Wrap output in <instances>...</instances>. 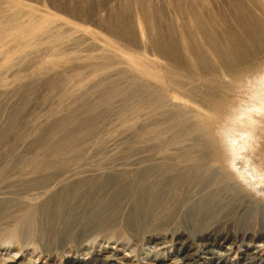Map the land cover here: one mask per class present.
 I'll return each instance as SVG.
<instances>
[{"label":"rangeland","instance_id":"rangeland-1","mask_svg":"<svg viewBox=\"0 0 264 264\" xmlns=\"http://www.w3.org/2000/svg\"><path fill=\"white\" fill-rule=\"evenodd\" d=\"M125 8L128 12L122 17ZM240 11L260 25L264 43V0H0V135L9 117L19 123L0 143V264H264V218L256 210L264 194L258 197L256 188L248 187L264 182L256 171H264V105L258 104L260 98L264 101V47L256 49V62L243 66H258L257 71L245 74L248 80L238 77L245 83H236L234 93L228 90L235 114L230 110L231 119L223 126L218 117L227 98L213 95L208 106L189 97L211 86L199 79L201 75L158 78L142 70L143 64L154 72L169 70L170 62L155 43L161 35L173 36L194 66L186 53L188 42L199 46L203 41L195 17L204 24H219L227 13L230 19H243ZM146 84L160 100L148 101ZM131 90L141 91L127 100ZM228 138L236 139L234 147ZM245 141L248 145L242 149ZM200 146L210 151V167L218 173V159L230 172L233 155L237 162L249 160L248 172L230 176L242 191H247L243 184L250 188L254 203L238 195L240 207L233 216L199 228L183 219L186 205L204 194L193 187L188 197H172L168 208L151 221L165 225L151 224L139 231L128 225V202L111 210L114 213L105 221L112 226L107 229L89 225L94 216L90 213L71 227L68 219L52 226L41 217L34 227L23 226L30 207L40 206L50 189L61 186L56 180L49 190L21 189L42 175L34 169L43 155L50 157L43 156L47 167L64 171L68 181L92 184L120 176L127 182L143 168L160 169L167 160L176 161L183 149ZM223 150H228V165L223 163ZM113 191L96 197L95 205ZM92 210L94 206L88 212Z\"/></svg>","mask_w":264,"mask_h":264},{"label":"bare ground","instance_id":"bare-ground-1","mask_svg":"<svg viewBox=\"0 0 264 264\" xmlns=\"http://www.w3.org/2000/svg\"><path fill=\"white\" fill-rule=\"evenodd\" d=\"M178 11L179 13H182V10H178ZM127 12L128 9L125 8L124 12H122L120 15L124 17L127 14ZM240 12L244 13L243 19H234V18L230 19L227 13L226 14L227 18L225 20H220L218 22L219 24H215V22L214 24L213 22L204 24L200 21L198 16L195 17V22L197 24L196 29L201 35L203 41L202 44H200L199 46H196L192 41L188 42L186 53L191 55L194 66L192 63L190 65L187 63L184 54L182 53L181 49L178 47L177 41L173 36L168 35V39H167L163 35H161L160 40H155V43L159 49V52L165 57L167 61L170 62L169 70L165 72H158V71L154 72L153 70L150 69L149 66L145 64L142 65L143 68L142 70L145 72L147 76L152 75L158 78H166V77L172 78L171 75H173V78H176L177 76L183 78L185 76L191 77V76L201 75L199 79L201 80L203 79L206 82V84L208 83L207 84L208 86L209 84H211V86L205 91L198 89L200 93L198 91L196 92L199 95H197L195 92L194 93L192 92V96L189 95V97L192 98L194 97L193 99L194 102L196 101L199 102L202 100L199 103L202 104L205 102L209 106L212 104L211 102L213 101L212 100L213 95L215 96L219 94L222 95L223 98H227L228 90L229 93L230 90L231 91L234 90L232 89V87L234 88L236 83H239L241 86L244 85L245 81H243L241 78L238 79V77L242 75L244 76V79H246L247 76L245 74L249 72H254V69L256 70L258 66L253 68L249 67L248 69H245L243 66L245 63L254 62L257 57L256 49L264 47V43L262 41L263 30L261 29L260 25H258L254 20V18L251 17L247 12L245 11H240ZM206 48L208 51H210V54H208ZM210 57H214V60L217 62L216 65L212 64ZM257 61H259L260 63V60ZM260 64H262V62ZM260 64H258L257 62V65ZM220 75L226 77L225 79L227 80H225V82L224 79L223 81L219 80L221 79ZM228 77H229V84H228ZM247 84L248 83H246V85ZM143 90H145L147 99L150 103H154L155 101L161 99L160 98L161 96H159L156 90L150 87L149 84H146V88ZM140 91L141 90L129 91L128 94L126 95V98H128L127 100L134 99L137 96V94L140 93ZM243 95H242L243 97L242 100L244 99ZM189 97L188 99L190 101L191 99ZM229 97L231 98V96ZM229 97L226 100H224V103L222 104V115L218 117L219 123L222 124V126L227 122V120L229 121V118L231 119V116L233 114H235L233 113L235 109L234 111L231 109L233 106H232V102H229L230 101ZM235 98L236 97H234V99ZM262 99L260 98L258 100L259 105H264V101ZM108 100L111 99L108 98ZM245 100L247 101L248 99ZM238 107L239 106H237V108ZM197 108H199V106ZM248 109H253V108L249 107ZM262 109H264V107H262ZM230 110L232 111L231 116L228 114ZM236 114H237V109H236ZM18 124L19 123L16 120L10 121V117H9L8 126L5 129L4 134L0 135V143L4 141L14 129H16ZM63 124L64 126L68 127L70 121L66 120L64 121ZM88 125L89 124H86L85 126L87 127ZM227 125L229 124L227 123ZM226 135L227 137L229 136L228 134ZM249 135L250 133L248 132L246 136L250 137ZM222 136L223 138H225L224 135ZM223 138H221L222 143L225 142V139ZM233 139L230 141V139L228 138L229 143H231V145L234 147L233 144L235 141H233ZM229 143L228 145H230ZM247 145L248 143L245 141V144L242 145L241 148L243 149L247 147ZM228 150H223L222 152V155H225L226 158L228 157ZM69 151L74 152L73 149ZM76 153L77 152L73 153V157L76 155ZM230 153L231 155L234 153L233 149L229 150V154ZM222 155L220 154L218 156L220 157ZM43 156L48 157V159L50 158L47 155H43ZM43 156L39 157L40 158L39 166L36 169H34L37 172H41L42 175L39 178L33 180L30 179L26 181V183L23 185L21 184L22 185L21 189L33 190V191L49 190L51 184L56 180H59L58 182L59 185L61 186H59L55 190L50 189L48 192L50 193L49 197L46 200H44L40 206L30 207L28 211V218L23 222L24 225L22 224L25 229L29 227H34L35 224L38 222V220H40V217L43 219V221H45L46 219L49 222L48 224H51L52 226L55 225L59 226L60 224L64 223V221L66 222V220L68 219L67 224L71 227L73 226L74 223L77 224L78 220L83 215L89 213L94 214V216H92L89 220V225H91L92 227L95 226V227H102L104 229H107L110 228L112 224H109L108 221L105 220L109 217L108 215H111V213L113 212V211L111 212L112 209H114L115 207L119 208V206H117L119 202L120 204H122L123 202H128L132 204L130 207L131 209L128 219L129 220L128 225L132 229L139 231L140 229L149 227L151 224H153V226L155 227L159 225H165L166 222L165 223L162 222L160 224V223H152L151 221L155 216L159 215V213H161L162 210L168 208L172 197L173 198H176L177 196L183 198L186 196L188 197V195L190 194L189 192L192 190L193 187L200 188V190H202L203 191L202 193L204 194L198 200L192 201L191 203L186 205V212L183 215L184 216L183 219L184 222H191L196 226H200L199 228H203L208 224H215L221 220H224V218H222L223 216H227V215L228 217H231V215L233 216L236 210H238L240 207L238 206L239 203L237 199L238 195H241L245 199L248 198L251 203H254L255 199L250 194L254 192L255 193L254 195L258 197H261L260 195L262 193L264 194V185H263L264 182L263 183L259 182L258 184H254L250 186L248 185V187H252L251 188L252 190L253 188L254 189L256 188V190H254L253 192L249 190L250 188L248 189V187L245 186L246 184H243L244 188L247 190L245 192L242 191L243 189L237 183H235V179L230 176L231 173L232 174L234 173L235 175L238 172V174H240L241 176V174L245 172V170H247L246 172H248L249 168L246 169L247 167H250L248 163L249 161L248 159L246 160L244 159L245 160L244 162H241L240 160L237 162L236 160H238L239 158L237 159L233 155L232 157L233 161L231 160L229 162L228 158L227 160L225 158L224 161L226 162L223 163L227 164L229 162L231 167V172L230 170H225L224 166H222L223 159L222 160L218 159V162L220 163L217 164L219 171L218 173L216 171L217 168H215L214 165L210 167L209 164L210 151L205 146L185 148L180 152V155L176 161L169 159L167 160L166 163H163L162 166H160V169L156 168L157 166L143 168L138 175L132 177L127 182L121 179L120 176H113L114 178L107 177L101 179L100 180L101 183L99 180H97L96 182L94 181L92 184L90 183L91 181L88 182L87 180L84 179H79L77 181H68L64 178L63 175L64 171L61 172L55 171L56 170L55 168L47 167L48 160L45 161L44 159L46 158ZM154 169H158L161 171L155 173ZM260 169L262 168L256 167V171L263 174L264 176V171ZM152 172H154L155 174L154 173L152 174ZM247 178H248L247 176L244 178L246 179L245 180L246 182L248 181ZM227 183L228 186L225 185ZM15 184L17 185V183ZM260 184L262 186H260ZM211 187H215V188L210 190ZM257 187L258 188L260 187L262 189V190H260V188L258 189L260 191L259 192L260 194L257 192L258 191ZM110 188H113V190L115 189V192L113 191L114 193L110 194L107 200H104L102 197V199L99 201L101 204L95 205L96 197L100 198V196L105 194V191L109 190ZM262 201L263 203H261L260 205L256 204V206L259 207L256 210H258V212H261L259 214H261L264 218V199H262ZM184 204L186 203L184 202ZM93 206H94V210L88 212L89 209H91ZM175 215L176 212L172 214V217L174 218ZM250 218L251 217H248V219ZM170 220H171V216L169 215L167 222ZM246 221L247 220H245L244 224H246ZM109 230L110 229H108L107 231L109 232ZM58 231L59 230L57 229V232ZM50 232L51 230L49 231V233ZM246 252H250V251L246 250ZM263 254L260 253V255ZM104 262L106 263V261Z\"/></svg>","mask_w":264,"mask_h":264}]
</instances>
